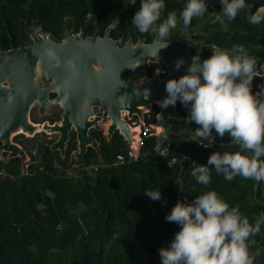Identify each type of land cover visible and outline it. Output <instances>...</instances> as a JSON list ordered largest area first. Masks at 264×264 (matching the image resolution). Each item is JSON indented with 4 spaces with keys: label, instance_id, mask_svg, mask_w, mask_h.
Listing matches in <instances>:
<instances>
[{
    "label": "trees",
    "instance_id": "1",
    "mask_svg": "<svg viewBox=\"0 0 264 264\" xmlns=\"http://www.w3.org/2000/svg\"><path fill=\"white\" fill-rule=\"evenodd\" d=\"M245 2L251 9L240 11L229 21L222 14L221 0H204V15L194 17L187 30L179 23L165 41L204 58L212 53L195 54L200 46L215 44L231 50L234 45H243L251 58L264 62V21L252 25L247 19L249 11L254 13L264 6V0ZM186 3L164 0L161 22L172 11L179 18ZM139 7L140 0L135 6L129 0H0V48L8 49L9 38L15 46L19 36L22 42H29L28 33L33 27L61 41L68 33L87 26L89 34L96 22L102 35L114 15L118 23L110 32L112 39L131 38L135 42L140 37L149 43L155 35L141 34L131 23ZM221 19L227 31L221 30ZM261 84L264 78L254 77V93ZM175 110L183 119L169 120V142H186L169 157L185 153L180 163L170 164L150 155L154 136L145 137L137 159L123 163L119 157L126 151L121 136L115 133L106 140L96 130L91 134L99 141V152L87 148L83 165L73 172H68L67 166L75 149L74 137L63 157L51 152L44 164L39 156L42 146L35 144L32 149L36 147L38 154H28L23 173L18 158L0 161V264H161L159 249L167 247L180 231V226L168 222L166 216L177 202L191 203L207 191H215L230 208L239 206L242 217L254 224L255 218L264 213V181L257 183L239 176L228 181L210 168L211 183L199 184L191 175L193 162L207 165L212 153H234L240 148L222 144L205 148L191 141L200 126L186 122L189 113L179 101ZM158 112V107L152 105L144 123H154ZM149 190H159L161 200L144 195ZM249 245L251 254L257 250L261 253L254 264H264V224L258 234L250 237Z\"/></svg>",
    "mask_w": 264,
    "mask_h": 264
},
{
    "label": "clouds",
    "instance_id": "2",
    "mask_svg": "<svg viewBox=\"0 0 264 264\" xmlns=\"http://www.w3.org/2000/svg\"><path fill=\"white\" fill-rule=\"evenodd\" d=\"M136 2L129 0L133 6ZM221 4L222 14L229 21L234 20L240 11L252 7L245 0H221ZM164 7V0H140L139 10L131 21L141 34L155 35L154 43L159 45L158 52L169 46L164 42L165 38L179 23L182 22L187 30L194 17H201L207 11L204 0H187L179 18L172 11L161 22ZM247 19L252 25L264 21V6L258 7L254 13L249 11ZM220 23L221 30L227 31L228 26L223 19ZM80 32L82 34V30ZM209 48L212 53L210 58L201 63L198 56L193 57L186 75L166 82L165 91L168 95L158 102L159 107L166 109L179 101L188 108L186 122H195L200 126L190 139L198 145L209 147L204 141L212 140L215 130L221 139L228 134L232 145L239 146L238 152L212 153L207 165L193 162L191 175L199 184L207 186L211 183L210 168H214L217 174H222L228 181L239 176L259 183L264 181V159H261L264 157V84L257 85L258 91L253 92L252 83L257 75L256 61L248 55L243 45H234L231 50L221 49L215 44L209 45ZM184 64V59H178L176 70ZM135 95L139 97L141 93L137 91ZM142 95L148 99L150 90L144 89ZM158 104L152 105L158 107ZM149 111H144L142 123L136 118L127 120L129 131L133 132V122L145 124L144 117ZM152 124L155 125V122ZM36 142L39 143L38 140ZM31 150L35 151L33 154L36 153V147ZM179 158L183 159L185 155L180 154ZM121 162L125 163L123 160ZM144 195L153 201L161 200L159 190H149ZM166 220L178 224L180 231L167 247L159 249L161 264H254L261 255L259 250L250 253L249 239L260 232L264 213L255 218L254 224H250L246 217H242L239 206L230 208L215 191H207L191 203L177 202Z\"/></svg>",
    "mask_w": 264,
    "mask_h": 264
},
{
    "label": "water",
    "instance_id": "3",
    "mask_svg": "<svg viewBox=\"0 0 264 264\" xmlns=\"http://www.w3.org/2000/svg\"><path fill=\"white\" fill-rule=\"evenodd\" d=\"M117 23L118 17L114 15L102 36L95 22L92 35L88 34L86 27L76 40L67 38L55 42L50 35L40 34V41L32 38L31 45L23 46L19 41L15 48L9 38L8 49L0 48V161L18 158L23 173L27 157L18 145L11 142V136L17 133L31 136L39 130L58 134L51 145L42 144L41 164L45 163L50 152L56 151L63 157L70 141L69 132L73 130L75 149L69 156V172L71 168L83 165L87 148L98 153L97 142L88 134L90 129L100 131L97 121L106 122L107 139L114 132L121 136L123 150L127 154L119 159L125 163L134 160L128 151L134 133L129 131L127 120L136 118L142 123L144 111L167 97L166 82L186 75L196 56L165 41L169 46L159 52V45L154 43L155 40L145 44L143 38L138 37L135 43L129 38L122 44V37L116 40L110 37V32ZM210 57H199L200 62ZM178 59H184L185 64L176 70ZM254 60L257 72L255 77L264 78V62ZM149 63L162 64L167 75L159 78L157 72H154L153 77L145 80ZM37 78H44L47 86L38 87L35 83ZM144 89L150 90L148 99H144L142 95ZM137 91L141 93L139 97L135 95ZM48 93L56 95L49 104L63 110L61 120L52 126L46 123L41 127L36 125L39 126L36 129L28 121L29 107L37 103L39 113L42 114ZM93 108L100 111L99 116L93 114ZM158 109L155 126L160 128V132L155 136L151 154H156L170 164L180 163V155L175 154L174 158H169L162 144L172 151L184 145L186 141L180 145H171L169 142V120L183 118L175 110V106L162 109L158 104ZM3 154L6 155L3 157Z\"/></svg>",
    "mask_w": 264,
    "mask_h": 264
},
{
    "label": "flooded vegetation",
    "instance_id": "4",
    "mask_svg": "<svg viewBox=\"0 0 264 264\" xmlns=\"http://www.w3.org/2000/svg\"><path fill=\"white\" fill-rule=\"evenodd\" d=\"M86 28V27H85ZM87 28H88V31H89V26H87ZM94 28H95V24H94V27H93V31H91V32H89V34L90 35H92L93 34V32H94ZM29 34V39H30V41L29 42H22V40H21V37L19 36L18 37V41H17V44H16V46L15 45H13L15 48H17L18 47V45H19V41L22 43V45L23 46H28V45H31L32 44V38L33 39H35V40H37V41H40L39 40V35L41 34V35H43V36H47V35H49V34H47V33H43L42 31H41V29L39 28V27H33L32 28V30H31V32L30 33H28ZM102 36V35H101ZM66 39V37L64 38V39H62L61 41H63V40H65ZM129 39V38H128ZM127 39V40H128ZM131 39V38H130ZM55 42H60V41H56L55 39H53ZM116 40V39H115ZM137 40V39H136ZM155 40V39H154ZM144 43L145 44H148L147 42H146V40L144 39ZM125 41H123V39H122V44L124 43ZM133 42V41H132ZM136 42V41H135ZM135 42H133V43H135ZM152 42V41H151ZM151 42H149V43H151ZM165 42H167V41H165ZM12 43V42H11ZM168 43H170V42H168ZM172 44V43H171ZM174 45V44H173ZM175 46V45H174ZM176 47V46H175ZM179 49V48H178ZM181 50V49H180ZM154 72H157V74H158V76H159V78H162V77H164L165 75H167V70H166V68L162 65V64H157V63H149V65H148V68H147V70L145 71V80H147L148 78H151V77H153V75H154ZM35 83H36V85L38 86V87H41V88H44V87H46L47 86V83H46V80L44 79V78H37L36 80H35ZM56 95L55 94H52V93H48V95H47V102H46V104H45V106H44V110H43V113L42 114H40L39 113V108H38V104L37 103H34L33 105H31L30 107H29V111H28V121L31 123V124H33V125H39L40 127H41V125L42 124H44V123H46L47 125H50V126H52L53 124H57V123H59L60 122V120H61V114L63 113V110H61L58 106H53V105H50L49 103V101L51 100V99H53L54 97H55ZM181 104V103H180ZM157 106V105H156ZM152 107V106H151ZM185 108V107H184ZM185 109H187V113H189V109L188 108H185ZM35 112L36 113V116L37 117H44L45 119L44 120H42L41 122H36V121H34L33 119L35 118V115H34V117H33V113L32 112ZM92 112H93V114L95 115V116H99V114H100V111L97 109V108H93L92 109ZM123 119H124V117H123ZM103 121V120H102ZM97 124H98V126H100V131H99V134L102 136V137H105V139L106 140H109L110 138H112L113 137V135L116 133V132H114L113 134H112V136L109 138V139H107V137H106V134H105V127H106V122H99V121H97ZM91 131H95L94 129H90L89 131H88V134L97 142V144H98V147H99V141H98V139H97V137L95 136V135H92L91 134ZM97 132V131H96ZM19 135H23V136H19ZM225 135H227L228 136V134H225ZM38 137V145H36V146H39V145H42L43 143H48L49 145H51L53 142H55L56 141V139L58 138V134L57 133H52V134H49V133H46V132H42V131H38V132H35L33 135H31V136H28V135H25V134H20V133H17V134H14V135H12L11 136V142H13V143H15L16 145H18L23 151H24V153H25V155H26V157H27V160H26V162L24 163V170L26 169V163H27V161H28V159H29V155L25 152V150L22 148V143H24V141L25 142H34V140H33V138H35V137ZM53 137H55V138H53ZM69 137H70V140H71V138H75V134H74V131L72 130V131H70L69 132ZM230 137V136H229ZM15 140V141H14ZM34 146H35V142H34V144H33ZM68 145V144H67ZM37 149H36V154H38L37 153ZM42 152V151H41ZM56 152V151H55ZM99 152V151H98ZM51 153V152H50ZM49 153V154H50ZM58 155H59V153L58 152H56ZM41 154V153H40ZM40 154H39V156H40ZM176 154H178V153H176ZM181 154V153H180ZM3 157H4V155H3Z\"/></svg>",
    "mask_w": 264,
    "mask_h": 264
},
{
    "label": "built area",
    "instance_id": "5",
    "mask_svg": "<svg viewBox=\"0 0 264 264\" xmlns=\"http://www.w3.org/2000/svg\"><path fill=\"white\" fill-rule=\"evenodd\" d=\"M68 38H71L73 40L79 39L81 36V32H70L66 35ZM133 129H131L134 133L132 136V142L130 144V152L134 159L137 158L139 149L144 145V139L145 137L149 136H156L159 133V128L156 127L154 124H137L132 123ZM208 145H214V144H222V145H232L231 138L229 135H225L222 139L215 133V130H213L212 133V140L209 139L205 141Z\"/></svg>",
    "mask_w": 264,
    "mask_h": 264
},
{
    "label": "rangeland",
    "instance_id": "6",
    "mask_svg": "<svg viewBox=\"0 0 264 264\" xmlns=\"http://www.w3.org/2000/svg\"><path fill=\"white\" fill-rule=\"evenodd\" d=\"M199 30V29H198ZM197 30V31H198ZM189 41H193L191 38H189ZM199 44H201L202 42H201V40H199V41H197ZM196 45H198V44H196ZM209 53H210V49L209 48H204V47H202V46H200L198 49H196V53L195 54H197V55H209ZM33 114V117H34V115H35V118L33 119L34 121H36V122H41L42 120H44L45 118L44 117H37L36 116V113L33 111L32 112ZM53 138H55V137H53ZM33 140H34V142H35V144L36 145H38V143L36 142L37 140H38V137H36V138H33ZM15 141V140H14ZM34 142H25L24 141V143H22L21 145H22V148L25 150V152L27 153V154H29L30 155V151H31V153H34L35 151H32L31 149H32V147L34 146L33 144H34ZM72 170V172H73V170L75 169V168H71Z\"/></svg>",
    "mask_w": 264,
    "mask_h": 264
},
{
    "label": "crops",
    "instance_id": "7",
    "mask_svg": "<svg viewBox=\"0 0 264 264\" xmlns=\"http://www.w3.org/2000/svg\"><path fill=\"white\" fill-rule=\"evenodd\" d=\"M154 143H155V142H154ZM162 146H163V148L165 149L166 153L169 155V154L171 153V150L168 149V148L166 147L165 144H162ZM152 151H153V150H152ZM175 154H176V153H175ZM150 155H152L151 152H150ZM173 155H174V153H173Z\"/></svg>",
    "mask_w": 264,
    "mask_h": 264
},
{
    "label": "bare ground",
    "instance_id": "8",
    "mask_svg": "<svg viewBox=\"0 0 264 264\" xmlns=\"http://www.w3.org/2000/svg\"><path fill=\"white\" fill-rule=\"evenodd\" d=\"M35 128H36V129H38V128H39V126H36V125H35ZM19 132H21V131H19Z\"/></svg>",
    "mask_w": 264,
    "mask_h": 264
}]
</instances>
